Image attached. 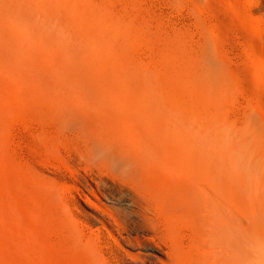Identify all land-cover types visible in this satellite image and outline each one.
I'll use <instances>...</instances> for the list:
<instances>
[{"label":"bare ground","instance_id":"1","mask_svg":"<svg viewBox=\"0 0 264 264\" xmlns=\"http://www.w3.org/2000/svg\"><path fill=\"white\" fill-rule=\"evenodd\" d=\"M30 1L44 14L62 9L70 23L64 21L61 40L57 32L58 39L48 35L46 22L38 20L40 25L33 29L31 21H20L15 14L11 18L0 7V75L9 74L7 84L17 82L10 96L2 93L1 83L0 149L7 132L4 122L14 115L26 122L27 97L23 100L22 89L28 76L24 72L36 75L31 71L38 65L35 60L56 73L50 83L59 94L60 101L55 98L60 103L58 115H84L85 101L97 99L93 110L100 126L81 138V149L65 158L71 167L77 161L89 165L83 172L74 170L75 179L95 188L91 196L82 190L70 197L79 210L84 209L81 197L96 208L92 216L99 226L89 237L77 234L87 264H101L102 258L112 264H230V239L239 253L234 264H264L263 206L254 205L264 202V185L252 189L247 182L248 171L264 172V135L258 130L264 124V110L248 103L228 107L233 85L226 70L219 62L217 70L204 62L219 32L213 29L203 39L200 54L182 55L183 59L179 54V63L173 59L179 68H168V91L161 97L137 85L144 77L133 51L135 23L117 14L108 1L105 5L97 0ZM13 18L20 24L15 20L14 24ZM242 22L251 29L243 37L246 44L253 48L261 43L258 36L264 34V22L243 16ZM180 48L169 44L165 52ZM237 88L244 92L243 84ZM72 100L79 109L69 106ZM206 131L224 142L228 155L213 152ZM48 170H40L44 180L39 188L53 199ZM249 200L253 212L248 213ZM66 212L73 224L74 213ZM138 247L149 252H134Z\"/></svg>","mask_w":264,"mask_h":264},{"label":"rangeland","instance_id":"2","mask_svg":"<svg viewBox=\"0 0 264 264\" xmlns=\"http://www.w3.org/2000/svg\"><path fill=\"white\" fill-rule=\"evenodd\" d=\"M97 1L99 5H105L104 1H108V5H111L110 7L116 10L117 14L135 23L138 33L134 36L135 38L133 37L132 44L137 68L140 75L144 77L143 81L137 80V85L143 91L150 89L152 94L164 97L168 91L166 86L168 68L174 71L179 68L176 63H179L180 55L183 59L182 55L195 54V52L200 54L199 46L203 39L207 35L211 36L212 30L215 29L220 37L215 40L216 46L211 45L207 50L204 62L211 65L214 70L218 69L217 62H219L226 70L228 79L233 85L228 107L233 106L235 109L239 103H248L256 110H264V34L258 36L262 44L259 42L260 44L250 48L243 38L247 32L251 33L250 25L242 22V16L247 19L257 17L264 22V0H253L254 3L251 0ZM32 2L30 0H0V7L10 12L9 14L6 11L11 18L14 14L18 15L17 17L21 20L11 19L15 20L16 24H20V21L24 19L27 23L31 21V27L35 29L40 25L38 20L46 22L45 30L48 35H55L57 39L59 35V39L63 40L65 28L62 26L66 27L64 21L70 23L65 11L58 8L59 13L56 10L57 7L53 6L56 13L51 14L54 11L49 10L50 14H44ZM57 22L58 25H56ZM169 44H179L181 48L166 53L165 49ZM72 45H75V40ZM169 55L173 56L172 60ZM173 59L178 60L175 63ZM35 61H32L34 65L37 63L39 66L33 65V68L37 66V71L34 69L31 71H35L36 75L34 73L30 76L28 72H24L28 76V78L25 77L24 89H22L26 93L22 94L23 100L26 95L25 100L28 101H25L27 103L25 104L26 122L14 115L3 124L7 132L0 149V264H87L85 246L77 241V234L89 237L92 230L99 226L92 216L96 208L81 197L79 199L84 209L79 210L70 202V197L72 193L77 194L82 190L91 196L95 188L93 185L83 186L75 179L74 170L83 172L89 168V165L77 161L75 166L71 167L67 165L65 158L81 149L83 146L81 138L89 135L90 130L98 129L100 126L101 119L93 110V103L95 106L97 99L89 98L85 101L86 104L88 103V109L84 115H58L60 103L56 100L60 101V98L58 93H54L52 90L54 86L50 83V79H53L56 73L48 64H44L43 66L47 67L44 68L40 65L41 63ZM46 72L51 76H48ZM37 74H39L38 79ZM3 75V79L0 77V89L6 90L7 87L9 89L11 87L13 91H10L11 89L2 91L4 95L10 96L16 89L14 83L17 82L10 75L11 80L15 81L12 80L7 84L10 78L5 80V77L7 78L9 74ZM42 78H46L45 82ZM238 84H243L244 92L239 91ZM41 85L46 87L43 89ZM40 87L43 92L40 91ZM51 93H54V96ZM69 106L75 110L79 109L73 100L69 102ZM258 130H261L264 135V124ZM206 134L216 155H228L229 150L223 141L215 138L208 131ZM43 168L49 169L48 174L51 175L48 181L55 191L53 199L46 196L39 188L40 182L44 180L40 175V170ZM51 172L53 174H50ZM248 173L247 182L252 189L264 185L263 171L259 173L248 171ZM252 174L256 177L253 178ZM41 193H44V200H41ZM252 204L249 200L248 213L253 212ZM254 205L256 207L262 205L264 212V202L256 201ZM66 209H70L76 217L73 224H69L67 220ZM100 231L109 238L105 229L100 228ZM247 235H250V231H247ZM158 240L164 243L163 238ZM232 241L230 239L228 244L230 248L227 252L230 264H234L239 256L235 248L236 244ZM248 241H250L249 238ZM137 250L149 252L147 247L133 249L134 252ZM155 253L163 258L159 252L155 251ZM101 264H112V262L102 258Z\"/></svg>","mask_w":264,"mask_h":264}]
</instances>
